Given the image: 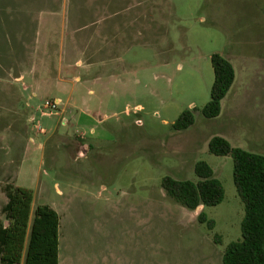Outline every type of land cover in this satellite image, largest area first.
Masks as SVG:
<instances>
[{
    "label": "rangeland",
    "instance_id": "obj_1",
    "mask_svg": "<svg viewBox=\"0 0 264 264\" xmlns=\"http://www.w3.org/2000/svg\"><path fill=\"white\" fill-rule=\"evenodd\" d=\"M215 53L233 83L205 119ZM0 76L32 85L14 97L0 82V207L13 182L30 220L54 209L60 264H222L244 210L232 158L208 143L264 155V0H0ZM184 111L194 122L177 131ZM198 161L223 199L189 210L162 179L196 182Z\"/></svg>",
    "mask_w": 264,
    "mask_h": 264
},
{
    "label": "trees",
    "instance_id": "obj_2",
    "mask_svg": "<svg viewBox=\"0 0 264 264\" xmlns=\"http://www.w3.org/2000/svg\"><path fill=\"white\" fill-rule=\"evenodd\" d=\"M210 63L213 83L209 101L199 110L205 119L219 115L220 101L233 83V69L227 58L212 54ZM194 122L191 111L182 112L173 128L182 131ZM208 152L230 156L233 162V183L243 203L240 240L224 249L222 264H264V155L231 147L222 137L208 143ZM196 182L162 179L166 195L189 210L199 206H214L223 199V188L204 161L194 165ZM5 202L0 207V264H59V215L48 205H38L30 220L32 193L11 183L2 186ZM200 222L205 220L200 211ZM212 221H208L211 229Z\"/></svg>",
    "mask_w": 264,
    "mask_h": 264
},
{
    "label": "crops",
    "instance_id": "obj_3",
    "mask_svg": "<svg viewBox=\"0 0 264 264\" xmlns=\"http://www.w3.org/2000/svg\"><path fill=\"white\" fill-rule=\"evenodd\" d=\"M40 27H42V26H39L38 27V29H40ZM104 31V30H103ZM107 34H112L110 31H107L106 32ZM36 34H39V32L38 33H36ZM114 35V34H113ZM99 45V48H97V50L99 51V52H101L102 50L103 51H108V49H109V47H111L110 45L109 46H105V44H103V43H99L98 44ZM101 63H103V61H101ZM75 64L76 65H81V62L78 60V61H76L75 62ZM32 79V78H31ZM34 82H35V80H34V78L32 79ZM62 81H67V79H65V78H63V79H61ZM0 82H2L3 84H4V86H6L7 88H8V90H10L11 92L10 93H8V94H10V96H16V93L14 92V88L17 86L19 89H20V91L24 94V93H26L27 91L26 90H24L25 89V86H26V84L29 86V87H32V85H31V83H27V81H26V77L25 76H8L7 78H5V77H2V76H0ZM38 83V82H37ZM57 99H59V100H61L60 98H56V100ZM69 101H70V99L68 100V99H66L65 100V102H64V105H66L67 103H69ZM14 102H15V100H14ZM19 103H20V101H19ZM26 105V104H25ZM11 111H13L12 109H11ZM14 112V111H13ZM16 135L18 136V133H16ZM30 138V137H29ZM31 139V138H30ZM58 260H59V252H58ZM59 264H60V260H59Z\"/></svg>",
    "mask_w": 264,
    "mask_h": 264
},
{
    "label": "built area",
    "instance_id": "obj_4",
    "mask_svg": "<svg viewBox=\"0 0 264 264\" xmlns=\"http://www.w3.org/2000/svg\"><path fill=\"white\" fill-rule=\"evenodd\" d=\"M58 103H59L58 101H54V100H44V102L41 105V108L46 112L43 114L49 115L50 113H52V111L57 109Z\"/></svg>",
    "mask_w": 264,
    "mask_h": 264
}]
</instances>
